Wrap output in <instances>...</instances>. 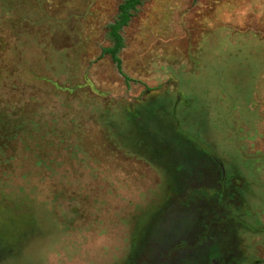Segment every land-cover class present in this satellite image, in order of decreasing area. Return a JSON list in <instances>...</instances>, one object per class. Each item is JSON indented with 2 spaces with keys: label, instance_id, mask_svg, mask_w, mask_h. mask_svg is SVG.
Returning <instances> with one entry per match:
<instances>
[{
  "label": "rangeland",
  "instance_id": "1",
  "mask_svg": "<svg viewBox=\"0 0 264 264\" xmlns=\"http://www.w3.org/2000/svg\"><path fill=\"white\" fill-rule=\"evenodd\" d=\"M0 0V264H264V0Z\"/></svg>",
  "mask_w": 264,
  "mask_h": 264
},
{
  "label": "trees",
  "instance_id": "2",
  "mask_svg": "<svg viewBox=\"0 0 264 264\" xmlns=\"http://www.w3.org/2000/svg\"><path fill=\"white\" fill-rule=\"evenodd\" d=\"M142 2L143 0H126L120 7L118 20L110 25L109 36L112 39L114 46L110 49H106L105 53L112 56L118 67H120L121 64L119 53L124 47V40L120 31L130 22L133 12L137 10V7L141 5Z\"/></svg>",
  "mask_w": 264,
  "mask_h": 264
}]
</instances>
